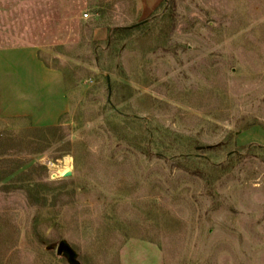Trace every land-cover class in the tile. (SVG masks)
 Instances as JSON below:
<instances>
[{
    "label": "rangeland",
    "instance_id": "1",
    "mask_svg": "<svg viewBox=\"0 0 264 264\" xmlns=\"http://www.w3.org/2000/svg\"><path fill=\"white\" fill-rule=\"evenodd\" d=\"M24 44L69 110L0 116V264H264V0H0Z\"/></svg>",
    "mask_w": 264,
    "mask_h": 264
},
{
    "label": "crops",
    "instance_id": "2",
    "mask_svg": "<svg viewBox=\"0 0 264 264\" xmlns=\"http://www.w3.org/2000/svg\"><path fill=\"white\" fill-rule=\"evenodd\" d=\"M156 3L159 0H155ZM69 110L65 78L48 65L37 45L0 47V116L23 118L34 127H50ZM264 145V131H248Z\"/></svg>",
    "mask_w": 264,
    "mask_h": 264
},
{
    "label": "water",
    "instance_id": "3",
    "mask_svg": "<svg viewBox=\"0 0 264 264\" xmlns=\"http://www.w3.org/2000/svg\"><path fill=\"white\" fill-rule=\"evenodd\" d=\"M65 177L72 176V171H68L64 174ZM57 252L59 255H66L69 261L73 264L77 263V252L70 243L65 240L60 241Z\"/></svg>",
    "mask_w": 264,
    "mask_h": 264
},
{
    "label": "bare ground",
    "instance_id": "4",
    "mask_svg": "<svg viewBox=\"0 0 264 264\" xmlns=\"http://www.w3.org/2000/svg\"><path fill=\"white\" fill-rule=\"evenodd\" d=\"M69 159V158H68ZM69 161V160H68ZM70 166H67V167H65V168H63V170H62V175H64L66 172H68V171H70Z\"/></svg>",
    "mask_w": 264,
    "mask_h": 264
},
{
    "label": "trees",
    "instance_id": "5",
    "mask_svg": "<svg viewBox=\"0 0 264 264\" xmlns=\"http://www.w3.org/2000/svg\"><path fill=\"white\" fill-rule=\"evenodd\" d=\"M43 59V58H42ZM44 60V59H43ZM45 61V60H44Z\"/></svg>",
    "mask_w": 264,
    "mask_h": 264
},
{
    "label": "built area",
    "instance_id": "6",
    "mask_svg": "<svg viewBox=\"0 0 264 264\" xmlns=\"http://www.w3.org/2000/svg\"><path fill=\"white\" fill-rule=\"evenodd\" d=\"M86 15H88V14H86Z\"/></svg>",
    "mask_w": 264,
    "mask_h": 264
}]
</instances>
